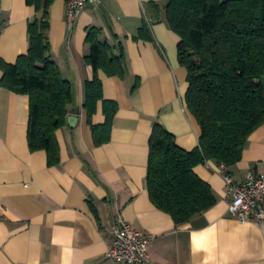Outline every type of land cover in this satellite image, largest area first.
<instances>
[{"label":"crops","instance_id":"crops-1","mask_svg":"<svg viewBox=\"0 0 264 264\" xmlns=\"http://www.w3.org/2000/svg\"><path fill=\"white\" fill-rule=\"evenodd\" d=\"M169 1L99 0L72 24L67 0L54 1L52 59L74 95L67 125L57 132L59 166L48 167L46 151H30V99L3 88L0 69V264H123L107 258L112 228L121 221L152 236V264H264V225L231 216L216 162L195 168L217 198L204 215L177 226L151 202L146 178L155 124L187 151L199 146L202 134L186 105L188 71L179 61L181 39L166 19ZM36 16L26 0H0V60L14 64L28 53V26ZM147 18L154 20L153 42L136 39ZM93 27L101 30V41L123 46L128 66L125 79L99 73L105 99L119 105L111 141L101 147L95 146L84 109L85 84L94 78L86 61ZM137 80L140 86L133 91ZM71 116L78 118L75 127ZM105 120L100 103L93 122ZM230 171L238 184L249 172L264 174V125Z\"/></svg>","mask_w":264,"mask_h":264},{"label":"trees","instance_id":"trees-1","mask_svg":"<svg viewBox=\"0 0 264 264\" xmlns=\"http://www.w3.org/2000/svg\"><path fill=\"white\" fill-rule=\"evenodd\" d=\"M26 1L37 12L28 26L30 48L14 64L0 60L1 86L29 97V149L46 151L52 168L61 164L57 132L67 125L73 86L52 59L50 9L55 0ZM152 7L159 15V6ZM165 11L170 28L181 39L179 61L188 71L186 105L202 134L199 146L187 151L156 123L146 185L153 205L181 226L217 204L211 185L195 168L209 161L229 169L237 165L251 136L264 125V0H170ZM153 21L145 20L137 40L155 41ZM100 34L93 27L86 38L90 45L86 61L94 78L85 84L84 109L96 147L111 141L119 112L117 102L105 99L99 73L121 79L128 74L123 46L101 41ZM139 86L137 80L133 91ZM100 103L106 120L96 125L93 118Z\"/></svg>","mask_w":264,"mask_h":264},{"label":"built area","instance_id":"built-area-1","mask_svg":"<svg viewBox=\"0 0 264 264\" xmlns=\"http://www.w3.org/2000/svg\"><path fill=\"white\" fill-rule=\"evenodd\" d=\"M99 0H67V17L72 24L89 5H98ZM218 170L225 181L231 198L229 212L241 223L264 225V174L249 172L245 180L238 184L225 164ZM114 241L107 258L123 264H152L149 252L152 236L134 229L126 222H119L112 228Z\"/></svg>","mask_w":264,"mask_h":264},{"label":"water","instance_id":"water-1","mask_svg":"<svg viewBox=\"0 0 264 264\" xmlns=\"http://www.w3.org/2000/svg\"><path fill=\"white\" fill-rule=\"evenodd\" d=\"M77 122H78V118L77 117H74V116L69 117V124L71 125V127H75Z\"/></svg>","mask_w":264,"mask_h":264}]
</instances>
